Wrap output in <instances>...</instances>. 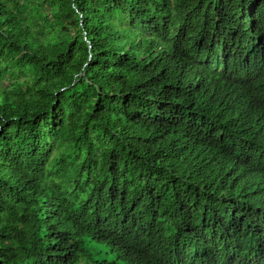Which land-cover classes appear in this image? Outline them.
<instances>
[{
  "label": "trees",
  "instance_id": "1",
  "mask_svg": "<svg viewBox=\"0 0 264 264\" xmlns=\"http://www.w3.org/2000/svg\"><path fill=\"white\" fill-rule=\"evenodd\" d=\"M0 264H264V0H0Z\"/></svg>",
  "mask_w": 264,
  "mask_h": 264
},
{
  "label": "rangeland",
  "instance_id": "2",
  "mask_svg": "<svg viewBox=\"0 0 264 264\" xmlns=\"http://www.w3.org/2000/svg\"><path fill=\"white\" fill-rule=\"evenodd\" d=\"M90 248L93 257L96 259L111 260L113 258V253L108 251L109 247H107L103 243H94L90 245Z\"/></svg>",
  "mask_w": 264,
  "mask_h": 264
}]
</instances>
